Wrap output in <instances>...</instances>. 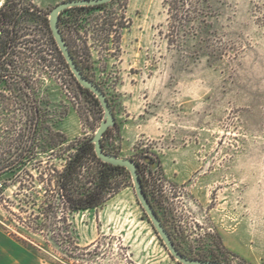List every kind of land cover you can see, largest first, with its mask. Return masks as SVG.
<instances>
[{"label": "rangeland", "instance_id": "374dc122", "mask_svg": "<svg viewBox=\"0 0 264 264\" xmlns=\"http://www.w3.org/2000/svg\"><path fill=\"white\" fill-rule=\"evenodd\" d=\"M27 1L48 16L63 0ZM162 1L111 0L107 10L117 21L130 19L128 26L110 38L80 30L73 44L115 115L105 151L137 163L148 198L182 253L264 264V0H210L207 23L173 44ZM36 71L43 131L50 126L66 136L52 158L61 169L75 151L68 143L92 137L103 110L61 65ZM0 91L6 92L2 84ZM38 159L45 162V154ZM10 176H0V227L44 243L42 234L18 223L16 215L29 213L19 211ZM115 181L118 190L101 205L69 213L83 248L69 264H180L139 204L129 172ZM60 254L51 242L38 252L52 264Z\"/></svg>", "mask_w": 264, "mask_h": 264}, {"label": "trees", "instance_id": "16d2710c", "mask_svg": "<svg viewBox=\"0 0 264 264\" xmlns=\"http://www.w3.org/2000/svg\"><path fill=\"white\" fill-rule=\"evenodd\" d=\"M107 5L74 6L59 16L63 37L87 77L82 50L73 45L80 30L110 38L119 36V30L130 23V19L117 21ZM162 5L167 14L169 44L196 35L213 15L210 0H163ZM56 64L72 74L52 36L47 13L31 1L4 0L0 6V85L6 92L0 91V176L11 174L8 180L17 185L18 209L29 213L25 218L16 215L18 223L30 233L42 234L45 242L35 241L20 229L13 232L2 228L36 254L51 242L62 252L55 264H69L70 259L83 255V248L72 235L69 213L101 205L118 190L116 176L128 170L100 160L92 137L68 143L75 146V151L65 158L61 169L52 162L60 154L55 147L64 143L66 136L50 126L44 133L45 115L34 88L37 68ZM110 129L102 137L104 150V138ZM40 153L45 154V162L38 159ZM93 163L96 168L89 170ZM143 188L146 192L145 183Z\"/></svg>", "mask_w": 264, "mask_h": 264}, {"label": "water", "instance_id": "95a60500", "mask_svg": "<svg viewBox=\"0 0 264 264\" xmlns=\"http://www.w3.org/2000/svg\"><path fill=\"white\" fill-rule=\"evenodd\" d=\"M111 0H63L57 3L48 13L49 28L51 30L52 36L55 43L63 56L65 62L67 63L69 70L76 79L77 83L91 91L97 100L99 101L102 110L103 117L100 121L91 141L94 143V151L96 156L103 162L110 163L112 165H119L125 167L132 179L133 189L139 204L146 213L148 220L151 222L154 230L161 239L163 245L168 250L171 257L178 261L180 264H234L227 261H218L212 259H200L185 255L182 253L175 245L171 235L162 223L159 215L157 214L154 206L148 198V195L144 191L142 180L138 171L137 163L130 157H120L115 154L106 152L102 146V137L104 132L112 127L115 122V115L107 98V95L102 90V88L94 82L91 78L87 77L80 67L78 66L76 60L74 59L71 50L63 37V34L59 27V16L60 13L67 8L74 6H95L103 3H108Z\"/></svg>", "mask_w": 264, "mask_h": 264}, {"label": "crops", "instance_id": "0c3cea01", "mask_svg": "<svg viewBox=\"0 0 264 264\" xmlns=\"http://www.w3.org/2000/svg\"><path fill=\"white\" fill-rule=\"evenodd\" d=\"M0 264H52L24 247L0 227Z\"/></svg>", "mask_w": 264, "mask_h": 264}]
</instances>
